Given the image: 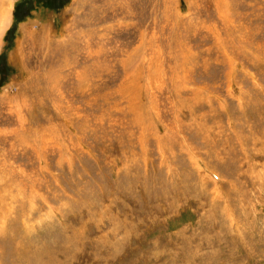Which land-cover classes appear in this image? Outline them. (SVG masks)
I'll list each match as a JSON object with an SVG mask.
<instances>
[{"label":"rangeland","instance_id":"rangeland-1","mask_svg":"<svg viewBox=\"0 0 264 264\" xmlns=\"http://www.w3.org/2000/svg\"><path fill=\"white\" fill-rule=\"evenodd\" d=\"M0 264H264V0H13Z\"/></svg>","mask_w":264,"mask_h":264},{"label":"bare ground","instance_id":"bare-ground-1","mask_svg":"<svg viewBox=\"0 0 264 264\" xmlns=\"http://www.w3.org/2000/svg\"><path fill=\"white\" fill-rule=\"evenodd\" d=\"M0 3H1L0 4V39H1L2 34L7 29L11 21L13 0H0Z\"/></svg>","mask_w":264,"mask_h":264}]
</instances>
